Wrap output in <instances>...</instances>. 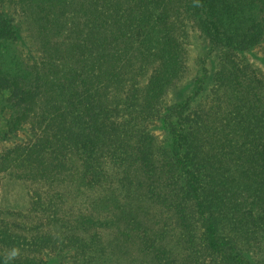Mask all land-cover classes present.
I'll return each mask as SVG.
<instances>
[{
	"label": "trees",
	"instance_id": "1",
	"mask_svg": "<svg viewBox=\"0 0 264 264\" xmlns=\"http://www.w3.org/2000/svg\"><path fill=\"white\" fill-rule=\"evenodd\" d=\"M190 22L220 56L182 95ZM259 46L264 0H0V172L45 189L0 264H264Z\"/></svg>",
	"mask_w": 264,
	"mask_h": 264
},
{
	"label": "rangeland",
	"instance_id": "2",
	"mask_svg": "<svg viewBox=\"0 0 264 264\" xmlns=\"http://www.w3.org/2000/svg\"><path fill=\"white\" fill-rule=\"evenodd\" d=\"M16 23H18L17 20ZM19 29L20 39L18 45L28 53H31V51L33 52L31 36L28 30L20 26ZM183 42L186 49V71L178 85V87L182 84L184 85L182 87L184 88L181 93L182 95L191 92L195 88L196 79L203 76H205L206 79L210 77L217 66L220 56V48H214L193 22L188 24ZM246 57L264 72L263 46L256 47L246 52ZM209 86L210 83L207 80L206 88ZM201 96L200 94L194 98L192 102L193 106L202 99ZM179 97V95H172L171 91L166 98L170 103L178 100ZM0 115L6 116L7 111H0ZM153 132L161 138L164 137L167 134L166 122L159 120L157 124L153 126ZM26 136V130H20L14 136H9L4 139L0 138V152L14 142L26 139ZM14 172L15 171L12 170L0 172V221L8 220L10 223L18 222L20 223L18 226L21 228L25 226L22 224L24 219L23 215L27 214L29 202L32 197L31 195L34 192H43L45 189H43V186L39 183L16 177ZM82 196L72 198L67 204L72 205L75 209H79V207L84 205Z\"/></svg>",
	"mask_w": 264,
	"mask_h": 264
},
{
	"label": "clouds",
	"instance_id": "3",
	"mask_svg": "<svg viewBox=\"0 0 264 264\" xmlns=\"http://www.w3.org/2000/svg\"><path fill=\"white\" fill-rule=\"evenodd\" d=\"M19 255V249H13L9 258L14 259Z\"/></svg>",
	"mask_w": 264,
	"mask_h": 264
}]
</instances>
